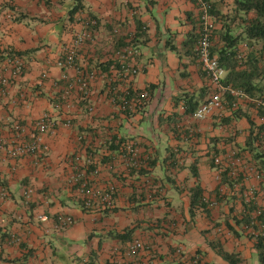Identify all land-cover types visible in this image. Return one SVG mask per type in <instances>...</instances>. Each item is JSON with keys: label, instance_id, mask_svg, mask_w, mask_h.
Returning a JSON list of instances; mask_svg holds the SVG:
<instances>
[{"label": "crops", "instance_id": "crops-1", "mask_svg": "<svg viewBox=\"0 0 264 264\" xmlns=\"http://www.w3.org/2000/svg\"><path fill=\"white\" fill-rule=\"evenodd\" d=\"M79 4L83 9L71 16ZM199 13L192 0H0V50H13L27 64L0 94L3 133L8 136L13 121L30 127L46 113L59 122L44 136V158L0 155V188L6 192L0 200V264H187L195 255L207 264H263L257 243L264 238V165L245 141L246 117L258 126L264 117L245 99L237 100L240 117L228 108L221 118L187 114L188 100L202 104L210 96L200 62L185 46ZM90 17L98 21L96 40L79 49L77 68L90 75L92 94L68 112L58 102L67 92L78 102L77 70L58 63ZM135 19L145 29L138 35L141 72L131 86L148 90L150 98L141 113L128 117L108 87L116 76L110 64L137 34ZM239 48L249 51L246 44ZM68 117L70 128L64 126ZM123 141L139 149L142 170L128 167L118 145ZM225 157L232 162L224 165ZM224 169H230L231 189L221 185ZM80 175L89 188H116L111 209L83 210ZM198 184L205 206L191 212V190ZM59 216L71 217L73 226L56 229ZM128 228L135 230L127 241L122 237ZM134 241L144 248L131 257ZM219 251L234 255L233 262Z\"/></svg>", "mask_w": 264, "mask_h": 264}, {"label": "built area", "instance_id": "built-area-1", "mask_svg": "<svg viewBox=\"0 0 264 264\" xmlns=\"http://www.w3.org/2000/svg\"><path fill=\"white\" fill-rule=\"evenodd\" d=\"M200 11V28L198 29V42L196 52L199 57V62L202 70L206 76L208 86L210 89L209 98L199 106L194 114L197 120H204L209 116L217 114L219 118L222 117L223 112L226 110L227 102L226 95L238 99L250 100L245 93L240 90L226 87L223 84L226 72L221 68L219 60L216 56H212L211 50L213 47L215 23L209 13V5L203 0H197ZM97 22L94 19H88L84 25L83 30L77 33L71 45L64 49V54L58 63V66L63 69L77 70V77L75 78V85L79 87L80 95L78 102L68 99V92L58 102V107L61 109L66 108L68 112H73L78 109L81 102L88 101L92 94L91 77L87 71L77 68L78 52L79 49L89 43H93L95 39V27ZM119 35V31H114ZM127 45L121 48L118 53L117 59L110 66V72L115 73V79H111L108 91L112 102L116 105L114 96L118 93L126 95L121 98V103L116 105L122 113H136V111L143 110L148 101L149 94L147 91L137 92L133 90L131 83L133 79L141 72L137 66L136 60L140 56L139 45H133L131 39ZM0 94L4 95L8 88L19 78H21L27 69V64L24 58L11 49L0 50ZM47 78L44 73L41 77V83ZM63 80L69 82L68 76L63 75ZM132 91V93H131ZM258 106L264 108V102H256ZM233 108L238 109V103H234ZM92 112L93 108H89ZM69 114V113H68ZM70 115V114H69ZM64 126L70 128L72 120L68 117L64 120ZM59 124L58 120L51 113L44 114L30 127L24 125L21 121L16 120L11 122L8 127V136L3 133L4 126L0 121V155H4L9 159L17 160L26 157H39L44 158L48 152L47 146L44 144L43 139L47 134H53L56 126ZM121 156L127 161L128 167L131 169H141L144 165V159L141 157L139 149L135 143L125 141L121 147ZM215 164L220 166L221 161L215 159ZM90 165V162H88ZM76 184L82 199L83 210L91 212L96 205L100 208L111 209L114 204V197L116 195V188L109 187L104 190L89 188L83 176L80 175L76 179ZM29 192H27L28 196ZM6 197V192L0 188V200ZM40 220L43 222L48 221L46 215H42ZM56 229H67L74 224L71 217L59 216L55 221ZM144 245L141 241H134L129 249L128 255L136 256ZM179 255L182 256V249L179 250ZM185 258V256L183 255ZM186 259V258H185ZM187 264H207L199 255H195L191 259H186ZM79 264H90L88 261H82Z\"/></svg>", "mask_w": 264, "mask_h": 264}, {"label": "trees", "instance_id": "trees-1", "mask_svg": "<svg viewBox=\"0 0 264 264\" xmlns=\"http://www.w3.org/2000/svg\"><path fill=\"white\" fill-rule=\"evenodd\" d=\"M192 1L196 3L197 7H199L197 0ZM203 1L209 5V13L216 26L214 31L215 38L213 39L211 54L212 56H216L218 58L221 68H223L226 72L223 84L226 87H231L245 93L247 97L251 99V102L257 109L259 116L264 117V108L258 106L256 103L258 101L264 102V0H232L231 11L230 13L226 14L221 11V3H218V1ZM77 2L80 3L82 2V0H77ZM79 9H83L80 4L72 10L71 16L75 13V11ZM89 19L94 18L90 17ZM94 20L97 22L95 27L96 29L98 27V21L96 19ZM234 22H237L238 27L232 28V24ZM135 24L137 27V34L133 38H129L131 39V43L133 45H139L138 37H140L141 35H138L140 33L144 34L145 28L139 19H135ZM199 28L200 15L196 31L189 37V43H185V46L188 49L190 48L194 52H192V56L196 60L199 59L196 52V46L199 38ZM244 41H246V45L249 46V51L245 54H243L241 52V49L239 48V45ZM256 44H261V46L256 47ZM126 45L127 43L124 42L123 45H121V48L125 47ZM1 60L2 58L0 57V61ZM113 63L114 62H112L110 66ZM146 91L148 92V90ZM123 97H126V95L121 93H118L114 96L116 105L121 103V98ZM225 99L227 102L226 108L231 110V113L234 116L240 117V110H235L233 108L234 103L237 102V99L230 94L226 95ZM181 100H185V98L181 97ZM188 103L189 108L186 110V112L187 114L194 115L199 108V105L201 104H199V102L197 101H194L193 99H191L190 101L188 100ZM143 110H139L136 111V113L131 114L126 112L125 115L131 117L133 115L141 113ZM246 118L250 125V129L249 135L245 141V149L250 153H255V158L261 159V164L264 165V125H255L248 117ZM123 143L124 141L119 142V147H122ZM149 165L152 164L149 163ZM142 169L143 168H141L140 170ZM230 173V169H224V171L222 172L221 185H226L228 189H231L233 187ZM194 175L198 177V173L196 170L194 171ZM216 194L217 201H222V199L218 198L219 191H217ZM205 200L204 190L198 184L191 190V212L194 210V208L204 207ZM232 200H234L233 197ZM260 217L264 219V214L262 213ZM244 221L246 222V224H248L249 216L244 217ZM134 230L135 228H128L123 235L125 237H122V239H127L128 241ZM257 248L260 252L261 261L264 264V238H258ZM220 254L227 261L233 262L234 255L224 253L223 251L220 252Z\"/></svg>", "mask_w": 264, "mask_h": 264}, {"label": "rangeland", "instance_id": "rangeland-1", "mask_svg": "<svg viewBox=\"0 0 264 264\" xmlns=\"http://www.w3.org/2000/svg\"><path fill=\"white\" fill-rule=\"evenodd\" d=\"M212 1H218V3H221V11L224 13V14H226V13H230V11H231V6H232V0H222V1H219V0H212ZM196 4V3H195ZM198 10H199V7H198ZM235 27H238V24H237V22H234L233 24H232V28H235ZM118 29H120V28H118ZM238 29V28H237ZM247 42L246 41H244V42H242L241 44H246ZM261 46V44H256V47H260ZM247 49H245V48H243V50L241 49V52L243 53V54H245V53H247ZM235 137V136H234ZM232 162V159H228V157H225V159L223 160V162H224V165L225 164H227L228 162L229 163H231ZM221 165L222 164H220V166L219 167H221Z\"/></svg>", "mask_w": 264, "mask_h": 264}]
</instances>
